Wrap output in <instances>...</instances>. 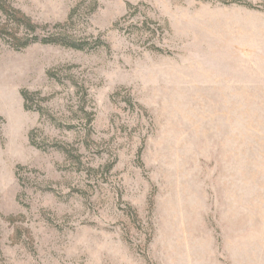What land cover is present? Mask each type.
I'll return each mask as SVG.
<instances>
[{
  "label": "rangeland",
  "instance_id": "1",
  "mask_svg": "<svg viewBox=\"0 0 264 264\" xmlns=\"http://www.w3.org/2000/svg\"><path fill=\"white\" fill-rule=\"evenodd\" d=\"M0 264H264V0H0Z\"/></svg>",
  "mask_w": 264,
  "mask_h": 264
},
{
  "label": "trees",
  "instance_id": "2",
  "mask_svg": "<svg viewBox=\"0 0 264 264\" xmlns=\"http://www.w3.org/2000/svg\"><path fill=\"white\" fill-rule=\"evenodd\" d=\"M30 26L32 27L33 25H30ZM22 96H23V98L25 100V106L28 107V100H29L28 92L27 91H22Z\"/></svg>",
  "mask_w": 264,
  "mask_h": 264
}]
</instances>
